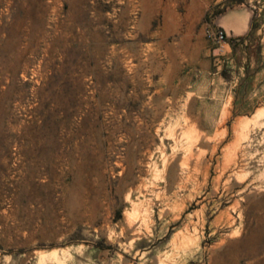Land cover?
Here are the masks:
<instances>
[{"label":"rangeland","instance_id":"rangeland-1","mask_svg":"<svg viewBox=\"0 0 264 264\" xmlns=\"http://www.w3.org/2000/svg\"><path fill=\"white\" fill-rule=\"evenodd\" d=\"M0 264H264V0H0Z\"/></svg>","mask_w":264,"mask_h":264},{"label":"bare ground","instance_id":"bare-ground-1","mask_svg":"<svg viewBox=\"0 0 264 264\" xmlns=\"http://www.w3.org/2000/svg\"><path fill=\"white\" fill-rule=\"evenodd\" d=\"M174 126H175V125H174ZM174 126H173V128H174ZM170 128H172V127H170ZM175 129H176V128H175ZM170 131H171V130H170ZM168 132H169V131H168ZM172 132H173V129H172ZM172 132H171V133H172ZM176 132H177V131H176ZM166 134H167V133H166ZM165 137H167V136H165ZM171 137H172V136H171ZM168 138H169V137H168ZM175 138H177V137H175ZM164 139H166V138H164ZM179 139H182V137L179 138ZM173 141H174V139H173ZM183 141H184V140H183ZM181 142H182V141H181ZM174 143H175V142H174ZM176 143H177V142H176ZM183 144H184V143H183ZM173 146H174V145H173ZM173 146H172V147H173ZM179 147H180V146H179ZM186 147H187V146H186ZM191 148H192V147H191ZM171 149H172V148H171ZM175 149H176V148H175ZM183 149H185V148H183ZM192 149H193V148H192ZM177 150H178V149H177ZM190 151H191V153H192V150H190ZM190 151H188V152H190ZM162 153H163V152H162ZM163 154H164V153H163ZM193 155H194V151H193ZM162 156H163V155H162ZM167 156H168V155H167ZM185 157H188V156H185ZM190 157H192L191 154H190ZM164 159H165V158H164ZM185 159H186V158H185ZM162 162H163V161H162ZM173 180H174V171H172V174H171V181L173 182ZM143 188H144V186H143ZM141 190H142V188H141ZM140 193H141V192H140ZM138 195H139V194H138ZM136 203H138V202H136ZM136 203L133 202V201L130 202V205H131V208H130V209H131V210H134V209H137V208L140 209L141 206L139 207V205H137ZM144 204H145V203H144ZM142 208H143V207H142ZM137 210H138V209H137ZM138 211H139V210H138ZM143 212H144V211H143ZM143 212H142V213H143ZM139 213H140V212H139ZM131 214H133V213H131ZM134 214H136V213H134ZM145 214H146V213H145ZM128 218H129V215L127 214V215H126L127 223L130 222V220H129ZM134 221H135V220H134ZM141 222H142V221H141ZM135 223H136V222H135ZM137 223H138V222H137ZM142 223H143V222H142ZM128 225L130 226L131 224H128ZM134 226H135V225H134ZM134 226H133V227H134ZM137 226H138V225H137ZM131 227H132V226H131ZM138 228H139V227H138ZM134 233H135V232H134ZM50 254H51V256L54 255V254H52V252H51ZM50 254H49V255H50ZM51 256H50V257H51ZM51 258H52V257H51ZM54 262H55V261H54ZM58 262H59V261H58ZM55 263H56V262H55Z\"/></svg>","mask_w":264,"mask_h":264},{"label":"built area","instance_id":"built-area-1","mask_svg":"<svg viewBox=\"0 0 264 264\" xmlns=\"http://www.w3.org/2000/svg\"><path fill=\"white\" fill-rule=\"evenodd\" d=\"M207 37L210 40V42L212 41L214 44H216L217 48H221L223 46L222 42L224 39V35L221 30L208 31Z\"/></svg>","mask_w":264,"mask_h":264}]
</instances>
